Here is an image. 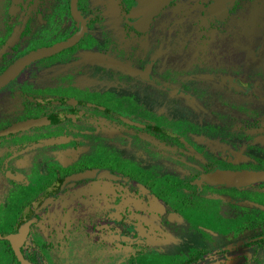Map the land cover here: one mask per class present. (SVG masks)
I'll return each mask as SVG.
<instances>
[{
  "label": "flooded vegetation",
  "instance_id": "flooded-vegetation-1",
  "mask_svg": "<svg viewBox=\"0 0 264 264\" xmlns=\"http://www.w3.org/2000/svg\"><path fill=\"white\" fill-rule=\"evenodd\" d=\"M175 1L138 30L127 19L136 0H0V77L22 57L81 33L0 83V264H22L11 239L21 228L20 251L31 264L88 263L96 251L104 260L111 237L123 256L117 264L127 261L126 246L136 247L131 264H264V181L238 187L202 178L216 169L264 170V160L235 148L239 132L197 99L209 82L264 100V75L207 70L202 60L239 30L235 17L255 6L264 21V0L248 10L232 0L222 13L215 0L207 12L204 0L184 3L170 16L204 13L219 26H198L202 65L187 64L180 51L190 47L176 46L169 61L176 54L187 63L169 72L158 68L156 38L142 42L157 35L155 18ZM118 10L131 46L112 40ZM251 125L264 128V117ZM82 142L101 159L83 163L73 154L89 147L63 148Z\"/></svg>",
  "mask_w": 264,
  "mask_h": 264
},
{
  "label": "rangeland",
  "instance_id": "rangeland-1",
  "mask_svg": "<svg viewBox=\"0 0 264 264\" xmlns=\"http://www.w3.org/2000/svg\"><path fill=\"white\" fill-rule=\"evenodd\" d=\"M123 1H130V0H123ZM188 1L189 0H177L172 4L168 5L167 7H165L161 11V13L155 18V22H157L158 28L154 27V30L157 31V35L155 33L153 34L152 32H150L146 37L143 38L142 43L144 45L146 41L149 42L150 39H154V37L156 38L154 40L158 42V46H159L158 55L162 56V61L160 60L158 63L159 70L164 69L165 71L170 72V68L180 67L182 63L186 64L187 62H183L182 61L183 59H181L180 62L178 58L173 59V57H175L176 54H179L178 52H174L175 50H178L175 49L177 48L176 46L179 47L189 46L190 49L187 52L184 53V51H180L182 58H184V60L188 59L189 63L187 64H193L192 62L196 60L199 64L202 65V60L204 63H205L204 60L210 62V59L215 57L213 59L212 64L206 62L205 68H207V70L208 69L215 70L216 67H218L227 70H235V71L238 70L236 72L237 75H243V73L245 72H250L254 77L257 74L259 76L264 75V42H263L264 21H261L259 19V16L263 14V9L255 6L252 7L256 1L255 2L252 0L240 1L239 7H243L244 10L245 9L248 10L251 7L252 9L249 10V12H247L246 14H244L242 21L240 17H235L237 21H240L238 24L239 30L236 32L233 31V34H229L226 40L223 39V43L221 44V47L219 48L218 51L216 50L212 55L209 54L204 55L202 57V60L200 58H196L200 56L198 55V53L199 52L201 53V50L199 51V49H197V44H196L198 43L197 39L201 34V31H198L199 30L198 26L206 27L210 25L209 27H216L219 26V23L213 21L210 18L205 19L204 13H203L204 16H200V15L197 16L195 14L191 15L189 13L185 15H181L180 13H177L173 16H170L174 11L177 12V10L180 7H181L180 10H182L183 9L182 6L184 3L186 5L185 7L186 9L187 7L188 9H191V7L189 8L187 4ZM210 2L211 0H204L203 2L204 10L208 8ZM123 13L124 11L121 10L120 11L118 10V12L115 13L114 19L116 20H114L115 23L113 24L118 29L117 32L113 33L112 38L114 39L112 40L121 45H123L127 41L128 46H131L134 42L131 39V35L133 34L130 33V31L124 29L125 20ZM232 20H234L233 17ZM201 21L203 24L199 25ZM225 23L226 21L224 22L223 25H225ZM234 23L236 22L234 21ZM155 24L156 23H154V25ZM213 24H215L216 26H213ZM127 33H129V35H127ZM125 37L127 38L126 40L124 39ZM188 41H190L191 43L188 44L187 43ZM209 46L210 45L208 46L206 45L202 49L204 50L206 49V51L208 52L210 48ZM261 46H263L262 55H260L258 52L259 48H262ZM169 49L170 52L173 51L172 53H176L173 54L172 62L169 61L168 59ZM253 50H255V52ZM179 62L181 64H179V66H176L175 63L177 64ZM186 68H187L186 72L188 73L193 74L196 72L194 68L189 69L188 66ZM199 70L203 71V68H200ZM202 85L203 87L206 88V94L204 93L202 96L198 97L197 99L202 101V103L215 108L216 110H221L222 116L221 117L219 116L216 119L220 121L228 122L231 125L230 126L231 128L239 132V135L237 134L238 140L236 142H233L234 144L233 146L235 148L249 152L248 154H251L252 157L255 158V161H259L261 159L264 160V128L251 127L252 126L251 124L254 123L259 125V123L262 120V117H264V100H261L254 96L228 93L227 90L212 85L209 82H206L205 84L202 83ZM212 118L215 119L214 115H212ZM78 127L79 129H81V126ZM73 136L75 139V136L77 135L74 134ZM82 143L84 144H74V145L64 144L63 148L76 147L78 149L76 150V152L79 154L80 149L89 147V149L83 154L80 155L73 154V156L75 157L78 156L77 160L83 163L101 159V157L98 154L99 150H97L96 146L93 147L92 144L87 143L88 145H85V142ZM191 207L192 206H190V208ZM202 208H207V207L197 208L198 213L202 214V212L205 211V209ZM197 223L198 222H196V224ZM107 229L108 228H106V230H100L99 235L107 236ZM96 231L97 228H95L94 232ZM112 231L113 230L110 231V234L112 233ZM110 240L111 241L108 247H105L107 251H111L110 253L108 252L110 254L108 258L104 260L102 258H98L97 254H101L104 251H96L97 254H93L92 256L96 258V260H99L98 262L93 261V257L91 256V259L90 258L87 259L88 263L82 262L79 264H95V263L105 264L106 262H107L106 264H117L116 261L119 262L120 260H122L123 256L122 253L120 254L117 252L119 251V246L115 245V243L113 244L114 239L111 237ZM135 249H136L135 246L125 247L127 253V261L125 262V264H131L132 261L135 260V256L133 254ZM121 264H124V262H121Z\"/></svg>",
  "mask_w": 264,
  "mask_h": 264
},
{
  "label": "water",
  "instance_id": "water-1",
  "mask_svg": "<svg viewBox=\"0 0 264 264\" xmlns=\"http://www.w3.org/2000/svg\"><path fill=\"white\" fill-rule=\"evenodd\" d=\"M170 1L172 0H136V4L129 11L127 19L129 20V23L136 29L145 30L149 27V22L152 17L156 15ZM231 2L232 0H215L214 10L217 13H222ZM80 36L81 33L68 39L66 42L58 44L57 46L46 49H38L35 52L22 57L11 67H9L7 71L0 77V83L8 79L11 75L15 74L25 63L29 62L31 59L60 50L65 46H69L70 44L74 43ZM106 61L111 64L126 68V65L113 59H109ZM229 79L231 80V84L237 89L243 88V86L236 82L232 77H229ZM91 173L93 174V172ZM85 176H88V174H85ZM202 178L210 184L224 183L230 186L241 187L244 185L264 181V170L223 171L216 169L208 175H204ZM23 235V228H21L19 233L12 235L11 239L13 241L14 249L19 257L20 262L22 264H31L27 259L24 258L23 254L20 251V245L24 238Z\"/></svg>",
  "mask_w": 264,
  "mask_h": 264
}]
</instances>
